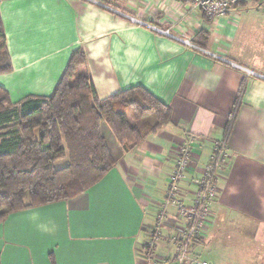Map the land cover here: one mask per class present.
Segmentation results:
<instances>
[{"label":"crops","instance_id":"obj_1","mask_svg":"<svg viewBox=\"0 0 264 264\" xmlns=\"http://www.w3.org/2000/svg\"><path fill=\"white\" fill-rule=\"evenodd\" d=\"M0 13L13 65L0 86L13 103L51 96L82 48L101 100L142 87L172 110L132 152L118 149L115 167L85 193L11 214L0 224V264H177L185 222L173 208L161 227L157 220L168 177L196 137L178 193L192 204L241 90L210 222L191 253L264 264V2L241 0L211 19L185 0H0Z\"/></svg>","mask_w":264,"mask_h":264},{"label":"trees","instance_id":"obj_2","mask_svg":"<svg viewBox=\"0 0 264 264\" xmlns=\"http://www.w3.org/2000/svg\"><path fill=\"white\" fill-rule=\"evenodd\" d=\"M199 36L206 38L204 33ZM12 70L0 13V74ZM242 92L213 157L226 149ZM150 117L155 123L137 124ZM171 118V108L142 87L101 100L82 48L73 51L49 97L30 96L13 103L0 86V224L13 213L69 201L98 184L117 163L103 123L120 151L130 153ZM66 157L67 166L57 169L56 162ZM51 261L55 264L53 257Z\"/></svg>","mask_w":264,"mask_h":264},{"label":"built area","instance_id":"obj_3","mask_svg":"<svg viewBox=\"0 0 264 264\" xmlns=\"http://www.w3.org/2000/svg\"><path fill=\"white\" fill-rule=\"evenodd\" d=\"M185 1L192 10L203 13L209 19L230 14L241 2V0ZM129 19L132 22L148 27L161 35L189 44L188 40L172 35L169 30L160 29L157 26L145 23L139 19ZM249 74L251 75L252 73L249 72ZM196 141V137L190 136L187 143L180 148L175 160L174 169L168 177L169 185L166 197L161 201L159 214L157 216L158 227H161L167 219L168 210L173 208L176 210L177 215L185 222L184 231L181 237L174 239L176 241L175 259L177 264H212L210 261L193 257L191 252L193 244L205 237V232L211 218L212 203L216 199L218 193L216 175L218 169L226 161L227 154L224 149L219 156H214L212 158L211 162L202 172V178L198 182L196 198L192 204L187 205L178 198V193L180 191V184L188 173L191 163V151ZM156 234L155 237H157ZM154 247L155 242L153 240L149 244V248L153 249Z\"/></svg>","mask_w":264,"mask_h":264},{"label":"rangeland","instance_id":"obj_4","mask_svg":"<svg viewBox=\"0 0 264 264\" xmlns=\"http://www.w3.org/2000/svg\"><path fill=\"white\" fill-rule=\"evenodd\" d=\"M249 4H253L252 2H248ZM130 118V120L131 121H133V117L132 116H130L129 117ZM145 122H149V123H155V120H154V118L153 117H150V118H147V119H143V120H141V121H139V122H137V124H139V125H141V124H143V123H145ZM102 129H103V133H104V135L107 137V139L109 140V142H110V144H111V147L113 148V150H114V152H115V154L117 155V150L119 149V146H118V143H117V141L115 140V138H114V136H113V134H112V132L110 131V129H109V127L105 124V123H103L102 124ZM67 164H68V158L66 157V158H62V159H60V160H58L57 162H56V164H55V167L57 168V169H60V168H63V167H65V166H67ZM202 249H200V250H198L197 252L198 253H202ZM203 254V253H202ZM201 258H205V259H208V260H212V259H210L209 257H207L206 255H203ZM213 261V260H212ZM214 262V261H213Z\"/></svg>","mask_w":264,"mask_h":264}]
</instances>
